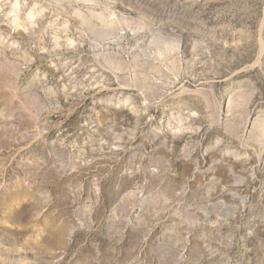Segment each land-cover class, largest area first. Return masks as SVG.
I'll return each instance as SVG.
<instances>
[{
  "label": "rangeland",
  "instance_id": "374dc122",
  "mask_svg": "<svg viewBox=\"0 0 264 264\" xmlns=\"http://www.w3.org/2000/svg\"><path fill=\"white\" fill-rule=\"evenodd\" d=\"M0 264H264V0H0Z\"/></svg>",
  "mask_w": 264,
  "mask_h": 264
}]
</instances>
